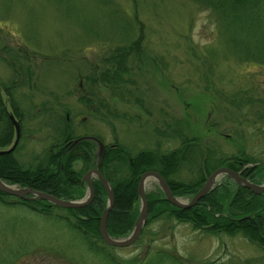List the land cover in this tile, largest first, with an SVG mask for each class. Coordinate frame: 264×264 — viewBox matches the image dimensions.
I'll return each mask as SVG.
<instances>
[{
    "label": "rangeland",
    "instance_id": "obj_1",
    "mask_svg": "<svg viewBox=\"0 0 264 264\" xmlns=\"http://www.w3.org/2000/svg\"><path fill=\"white\" fill-rule=\"evenodd\" d=\"M217 25L214 14L192 0H0V83L8 86L22 113L14 157L25 169L47 167L46 159L54 154L46 152L54 131L49 114L55 112L61 117L67 113L76 135L94 136L104 144L117 143L130 157L147 148L165 151L177 147L176 139L158 134L165 124L177 120L184 135L198 137L216 158L242 149L262 162L264 134H257V130L261 131L264 123V63L243 61V40L225 30L219 35ZM139 33L144 58L131 62L121 89L99 81L90 85L85 76L92 67L103 69V57L134 41ZM13 55L29 68V79L20 72L15 79L9 63ZM89 89L106 100L109 112L124 114V118H112L108 108L101 109L106 118L94 115L91 107L97 106L96 97H91L88 105L78 101ZM237 92L252 99L242 112L229 103ZM1 96L3 106L11 112L10 99L2 92ZM44 122L46 125L40 126ZM74 139L66 141V146ZM10 140L0 149L11 145L14 130ZM88 142L89 162L84 163L77 151V157L69 162L73 171L68 172L69 183L60 187L61 200H84L87 196V187L78 189L74 177L94 167L99 144L92 139ZM34 154L38 156L32 162ZM189 166H179L174 178L188 180L191 173L196 177L194 167ZM47 171L57 170L52 164ZM109 174H114L113 169ZM227 178L218 175L211 189ZM245 179L264 185V178L259 182ZM227 181L231 186H242L231 178ZM143 188L145 193L160 191L152 177ZM176 197L183 202L190 199ZM19 199L0 192V264H264V250L239 232L212 233L189 221L163 216L146 226L143 223L137 239L125 247L105 244L97 226L96 233L88 232L89 242L94 243L88 249L84 234L65 225L85 214L75 211L73 217L64 209L68 207L34 199L51 205L45 215L19 202L34 200ZM103 199L105 207V192ZM135 209L138 214V196ZM130 231L111 234L106 230L117 239ZM106 256L113 262H107Z\"/></svg>",
    "mask_w": 264,
    "mask_h": 264
},
{
    "label": "trees",
    "instance_id": "obj_2",
    "mask_svg": "<svg viewBox=\"0 0 264 264\" xmlns=\"http://www.w3.org/2000/svg\"><path fill=\"white\" fill-rule=\"evenodd\" d=\"M205 7L214 14L217 22V32L225 30L228 34H238L243 40L240 44L243 61H257L264 63V0H192ZM263 14V17H262ZM139 33L137 39L126 44H121L108 52L102 59L103 69L92 67L90 74L85 79L90 85L104 83L105 85L116 86L125 82L124 74H129L130 64L132 61L139 62L144 55L139 50ZM220 37V36H219ZM19 57L10 56V64L13 67V74L20 72L21 77L29 79V68L22 66L18 62ZM16 64H19L16 67ZM18 76V75H17ZM28 76V77H27ZM20 77V78H21ZM16 80H12L14 83ZM115 87V88H116ZM4 90L7 95L11 114L18 119L19 129L21 131L22 115L12 93L8 86L0 83V89ZM242 94V92H241ZM121 95V94H120ZM0 91V148L10 143L12 134V124L8 118V112L4 108L1 100ZM91 97H96V107H91L94 115L98 114L103 119L106 114L101 109H107L108 113L114 119H123L124 114L109 112V105L106 100L98 97L92 90H85V95H80L78 101L88 105L92 102ZM15 101V100H14ZM229 103L235 104L237 109L242 112V108L252 103V99L240 96L237 92L229 98ZM89 107V106H88ZM67 115V113H65ZM105 116V117H104ZM52 119L51 125V147H62V144L68 140L79 137L74 133L73 123L65 116H58L57 113L49 114ZM107 118L105 121H107ZM177 120L164 125V130H158V134L163 137L176 139L178 146L159 151L155 147L138 151L130 157L123 146L114 143V148H107L104 152L101 169L111 186L113 192V205L106 216V230L111 234L128 232L131 230L137 210L135 209V190L138 176L146 170L156 171L165 180L169 190L174 196H192L201 186L205 174L209 175L218 167H227L230 170L238 171L243 177H249L253 182H259L264 178V172L261 162L254 154L246 153L240 149L228 155L220 154L221 158H216L211 153L210 148L203 147L199 143L198 137H187L183 133V126H180ZM45 126L46 122L40 126ZM186 125V124H185ZM257 134H264V123L262 130H257ZM17 146L14 147L16 149ZM14 149L6 153L0 154V179L9 182H16L22 186H28L37 190H44L51 193L56 198L62 197L64 183H69L68 172L69 162L77 157V151L84 163L88 164L91 155V145L88 140H80L72 146L65 154H62L64 148L57 149L52 154L53 165L57 170L55 173L47 171L45 166H37L34 169H25L24 166L14 157ZM36 154L33 155L32 162L37 159ZM111 156L115 169L108 168L107 162ZM127 156V157H126ZM252 164V165H251ZM191 165L194 167L197 176L189 177L188 180H176L174 177L179 171V166ZM247 165L242 169L243 166ZM62 166V167H60ZM114 167V166H113ZM124 168V171L121 170ZM113 169L114 174L110 175ZM190 169V170H191ZM61 174V175H58ZM250 174V175H249ZM75 179V184L78 183ZM225 179L223 182L216 184L202 198L188 208H177L163 199L161 191L145 193L147 218L144 226L152 223L161 216L180 220L189 221L196 228H202L212 233H234L239 232L249 241L259 245L264 250V191L260 194H253L250 189L244 186L230 185ZM93 199L83 207L64 208L73 217L75 211L85 214V217H79V221L66 222V227L73 230L81 231L84 243L89 248L94 247L93 242H89L91 234L88 232L97 231L99 215L104 207V192L100 184L95 181L92 183ZM79 192V191H78ZM9 195L7 193H4ZM75 197V195H72ZM80 194L77 195V197ZM1 201V200H0ZM19 201V200H18ZM28 205L31 209L48 215V207L42 200L19 201ZM101 249V248H99ZM97 249V250H99ZM160 253L161 252H155ZM107 255V254H105ZM165 256V255H164ZM105 260L109 262L111 259L106 256ZM112 261V260H111ZM113 262V261H112ZM114 262L113 264H116Z\"/></svg>",
    "mask_w": 264,
    "mask_h": 264
},
{
    "label": "water",
    "instance_id": "obj_3",
    "mask_svg": "<svg viewBox=\"0 0 264 264\" xmlns=\"http://www.w3.org/2000/svg\"><path fill=\"white\" fill-rule=\"evenodd\" d=\"M13 122H14V129H15L14 140L7 149L0 150V154L9 152L15 147L17 143L18 136H19L18 125L14 120ZM82 138L83 137L75 138L73 142L71 143V145H73L74 143H76ZM103 150H104L103 145L99 143V152H98V157L96 160L95 167H93L90 170H87L84 173L86 187L88 189L87 198H85L84 200H71V201L61 200L59 198L54 197L53 195L47 194L45 192L37 191V190L31 189L28 187H16L14 185L6 184L1 179H0V192L7 193V194H10V195L22 198V199H29V200L43 199L47 202H50L52 204H55L61 207H68V208L83 207V206H86L91 201V198L93 196V189L91 187V181H90L89 176L91 173H94L97 176L98 181L107 196L105 207L102 210V213L99 217V222H98L99 237L105 244L109 246L125 247V246H129L137 239V237L140 234L143 223L145 221L147 207H146L145 192H144L143 184L150 177L154 178L157 181L159 189L163 194V199L167 201L168 203H170L171 205L176 206L178 208H188V207L193 206L197 202L198 199L203 197L211 189L212 182L218 175H221V174L225 175L228 178L233 179L239 185H242L250 189L255 194H260L261 192L264 191V185L253 184L249 182L248 180H246L245 178H243L239 174V172L232 171L226 167H219V168L214 169L207 176V178L204 180L202 185L198 188V190L191 196V198L188 201L183 202L180 198L174 196L171 193L166 182L157 172L148 170V171L141 173L137 181L135 192H136V196H138L139 198V209H138V214L134 220V224H133V227L130 233L124 238H118V239L112 238L108 236L106 232V216H107L108 211L111 209L113 205V192H112L111 187L107 183L106 179L100 174L98 170V167L102 160ZM261 165H262L263 172H264V159L262 160ZM27 194H29L30 196H26Z\"/></svg>",
    "mask_w": 264,
    "mask_h": 264
},
{
    "label": "flooded vegetation",
    "instance_id": "obj_4",
    "mask_svg": "<svg viewBox=\"0 0 264 264\" xmlns=\"http://www.w3.org/2000/svg\"><path fill=\"white\" fill-rule=\"evenodd\" d=\"M0 91L4 94V90L1 88L0 89ZM5 95V94H4ZM5 97L8 99V97H7V95H5ZM1 102L2 103H4V101L3 100H1ZM11 102H15L14 100H12ZM4 108H6L5 106H4ZM8 112V111H7ZM21 115H22V113H21ZM12 117V118H11ZM8 118H9V120L11 121V124H12V132H13V130H14V137H15V129H14V122H13V120L17 123V125H18V131H19V133H20V129H19V123H18V119L17 118H15L14 116H13V114H11V112H8ZM65 118L67 119V116L65 115ZM79 137H83L82 139H80V140H93L94 142L96 141L98 144L99 143H102V145H103V147H104V150H103V156H104V152H105V150L107 149V148H114V143H111V144H104L103 142H101V140L99 139V138H97V137H94V136H87V135H82V136H79ZM18 138H19V136H18ZM78 138V137H77ZM50 139H51V135H50ZM79 140V141H80ZM18 141V140H17ZM73 142V141H72ZM71 142V143H72ZM78 142V141H77ZM76 142V143H77ZM70 143V142H69ZM71 143L68 145V146H66V142L65 143H63L62 144V147H54L53 148V146H52V148H51V143H50V145H49V147L46 149V152L48 153V154H50L51 153V151L53 152V153H55L56 152V149H60V148H64V150H63V152H62V154H65L72 146H74L76 143H74L73 145H71ZM12 144V143H11ZM17 144V143H16ZM16 146V145H15ZM66 147V148H65ZM14 149V148H13ZM12 149V150H13ZM51 149H54V150H51ZM1 150V149H0ZM11 150V151H12ZM98 152H99V150H98ZM103 156H102V160H103ZM97 157H98V153H97ZM96 160H97V158H96ZM102 160H101V163H100V165H99V167H98V170H99V172H100V174L105 178V176H104V174H103V172H102V169H101V165H102ZM46 164H47V169H48V167L50 166V165H52L53 164V159L51 158V155L49 156V158H47L46 159ZM95 164H96V161H95ZM95 164H94V167H95ZM107 164H108V168H112L113 167V165H114V162H113V160H112V158H111V156L109 157V161L107 162ZM252 165V164H251ZM247 165H245V166H243L242 167V169L243 168H245ZM262 166V165H261ZM60 167H62V166H60ZM219 168V167H218ZM90 169H92V167L91 168H87L86 170H84V172L83 173H81V174H78V175H76L75 174V177H74V180L75 179H77L78 178V183H77V185H76V187L78 188V189H80L81 188V186H85L86 187V182H85V178H84V173L87 171V170H90ZM263 169V168H262ZM146 171H148V170H146ZM153 171V170H152ZM143 172H145V171H143ZM142 172V173H143ZM156 172V171H155ZM77 173H79L78 171H77ZM159 174V173H158ZM160 175V174H159ZM140 176V175H139ZM139 176H138V178H139ZM161 176V175H160ZM90 181H91V187H92V183L93 182H95V181H97L98 183H99V181H98V178H97V176L94 174V173H91L90 174ZM106 179V178H105ZM107 181V180H106ZM137 181H138V179H137ZM165 181V180H164ZM107 183H108V181H107ZM100 184V183H99ZM109 184V183H108ZM101 186V185H100ZM110 186V185H109ZM102 188V187H101ZM92 189H93V187H92ZM103 189V188H102ZM88 194V193H87ZM27 196H29V195H27ZM86 198H87V196H86ZM191 198V197H190ZM202 198V197H201ZM93 199V196H92V198H91V200ZM19 200H27V199H19Z\"/></svg>",
    "mask_w": 264,
    "mask_h": 264
}]
</instances>
